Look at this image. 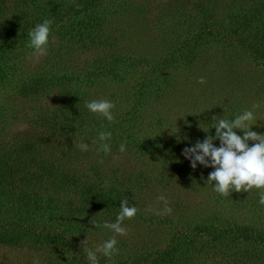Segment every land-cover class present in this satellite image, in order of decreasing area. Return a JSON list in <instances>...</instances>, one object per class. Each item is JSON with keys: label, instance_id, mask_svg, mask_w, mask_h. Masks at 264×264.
<instances>
[{"label": "rangeland", "instance_id": "obj_1", "mask_svg": "<svg viewBox=\"0 0 264 264\" xmlns=\"http://www.w3.org/2000/svg\"><path fill=\"white\" fill-rule=\"evenodd\" d=\"M8 14H0V23ZM80 17L81 38H63L61 27L68 23L72 31ZM63 19L51 30L46 56H31L28 41L10 44L18 53V77L0 90V141L38 135L39 121H80L68 149L61 152L56 138L39 156L61 166L62 197L76 198V186L88 185L125 190L122 199L137 206L136 217L124 222L127 235L116 236L119 254L112 261L142 258L147 264L172 250L166 254L171 264H264L261 190L222 196L206 183L214 169L199 163L193 169L182 155L185 147L215 136L213 116L231 121L254 111L258 121L251 130L264 134V0H96L86 14ZM50 71L51 83L39 93V87L16 88ZM92 100L113 102L115 121L90 112L85 104ZM101 131L111 132V140L99 141ZM80 143L89 150L81 151ZM101 143L110 144V153L98 151ZM213 143L220 146L218 139ZM43 183L52 186L57 176ZM162 195L169 215L154 211L163 210ZM106 214H100L102 225L116 221ZM211 225L216 228L205 233ZM113 235L102 226L78 232V253L67 262L56 246L0 245V264H79L85 247L94 251Z\"/></svg>", "mask_w": 264, "mask_h": 264}, {"label": "trees", "instance_id": "obj_2", "mask_svg": "<svg viewBox=\"0 0 264 264\" xmlns=\"http://www.w3.org/2000/svg\"><path fill=\"white\" fill-rule=\"evenodd\" d=\"M83 1L76 0L75 4H70L65 0H46L44 2L39 0H0V14L6 11L9 13L4 23H0V90H5L4 88L17 82L16 60L18 53H15L14 49H9L10 44L29 42L28 33L30 30L45 19L53 21L51 25V30H53L57 26V21L67 17L68 14L70 16L86 14L96 2V0H85L82 4ZM206 16L203 13L202 21L206 19ZM71 24L73 25L72 31L68 30V23L61 27V36L69 40H79L83 34L81 17L77 23ZM3 53L5 57L2 56ZM51 76L52 72L50 71V75L42 79L39 78L40 80L33 79L29 83H19L16 88L19 90L39 87L35 91L39 93L42 90L40 88L51 83ZM4 108L0 104V117L4 114ZM57 111L54 115L58 114ZM61 112L64 114V110ZM79 125L82 126L80 121L76 120L74 122H67L65 119L39 121L37 123L40 128L38 135L13 136L5 142L0 141V245H30L49 248L56 246L67 262L70 255L74 258L78 253L76 237L78 232L100 228L91 223L93 220L102 226L104 220L102 221L103 217L100 214L107 213L106 215L111 216V220H114L119 214L120 200L126 193L125 190L96 189L83 185L76 186L78 197H62L59 192L65 186L66 175L61 171V166H57L53 162H44L43 158L39 156L40 148L42 149L43 145L56 138L61 139V152H63V148L68 149L71 145L73 131L78 130ZM93 126L96 131L101 129L97 124H93ZM59 128H62V133H57ZM49 136L51 137L49 138ZM41 162H44V166L39 167ZM56 176L57 183H53L52 186L43 183L45 178ZM215 228L212 225L206 227L205 233L210 234L213 232L211 229ZM171 249L173 248L171 247ZM168 252H172V250H167L165 255L160 253L152 257L147 264H171V261H168L169 255H166ZM141 259L130 264H140ZM78 262L79 264H89L87 255H81ZM98 264L129 263L98 258Z\"/></svg>", "mask_w": 264, "mask_h": 264}, {"label": "clouds", "instance_id": "obj_3", "mask_svg": "<svg viewBox=\"0 0 264 264\" xmlns=\"http://www.w3.org/2000/svg\"><path fill=\"white\" fill-rule=\"evenodd\" d=\"M52 24L51 19H45L42 23L36 24L28 33L30 39L27 46L32 49L31 56H46L48 54ZM199 83L205 84L206 81L201 77ZM85 106L90 112L104 117L110 124L115 121L113 109L116 105L113 102L92 100L86 102ZM258 107L259 105H253L254 109ZM212 120L215 121L213 126L216 130L215 136L207 135L203 141L198 140L194 146L185 147L182 155L190 161L193 169L197 167L198 163L206 168L214 169L208 174L206 183L213 184L214 191L218 194L230 196L232 192H249L255 188L261 190L259 204L264 205V134L251 130L258 121L254 111L245 110L231 121L217 119V116H213ZM237 129L243 133L242 136L237 134ZM111 137V132L101 131L98 138L103 142L111 140ZM216 139L220 141L219 147L213 143ZM250 141L254 142L251 146ZM78 147L81 151L89 150L87 143H80ZM119 150L121 153L125 152L126 144L121 143ZM98 151L108 154L111 151V146L109 143H101ZM158 201L164 203V208L163 210L155 209L156 215L172 213V208L168 206L169 202L165 196H159ZM138 211L137 206L130 204L127 199L120 201V212L116 221L114 223L105 221L102 225L103 228L112 231L114 235L94 251L85 247L89 264H98L97 253H101L109 259L119 254L116 236L127 235L128 229L123 226L124 222L135 218ZM91 223L95 227H101L93 220ZM86 240L82 243L86 244ZM33 264H39V260H34Z\"/></svg>", "mask_w": 264, "mask_h": 264}]
</instances>
